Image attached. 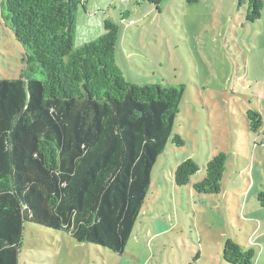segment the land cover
I'll list each match as a JSON object with an SVG mask.
<instances>
[{
	"label": "trees",
	"instance_id": "16d2710c",
	"mask_svg": "<svg viewBox=\"0 0 264 264\" xmlns=\"http://www.w3.org/2000/svg\"><path fill=\"white\" fill-rule=\"evenodd\" d=\"M147 1L160 9L163 0ZM244 3L246 20L259 22L264 0ZM81 4L2 3V19L25 49L26 68L17 79L0 78V264H19L26 222L124 254L160 154L171 139L186 144L180 133L173 137L185 86L127 81L117 64L119 25L112 20H105L101 37L76 48ZM263 114H247L253 130ZM227 160L224 151L208 159L205 178L194 184L201 196L221 193ZM198 170L189 158L173 178L186 186ZM258 200L264 208V192ZM255 254L254 247L226 242L229 264H253Z\"/></svg>",
	"mask_w": 264,
	"mask_h": 264
},
{
	"label": "rangeland",
	"instance_id": "374dc122",
	"mask_svg": "<svg viewBox=\"0 0 264 264\" xmlns=\"http://www.w3.org/2000/svg\"><path fill=\"white\" fill-rule=\"evenodd\" d=\"M0 78L17 79L26 68L24 47L2 19ZM240 0H84L78 7L75 47L101 37L105 20L119 25L117 64L127 81L185 86L173 137L152 172V185L124 254L83 243L63 230L26 222L19 264H229L228 239L254 247L264 264L263 124L253 130L247 114L264 113V10L246 20ZM34 75L42 77L40 71ZM172 137V138H173ZM228 154L220 194L203 197L194 184L208 159ZM199 170L186 186L173 172L187 159Z\"/></svg>",
	"mask_w": 264,
	"mask_h": 264
}]
</instances>
